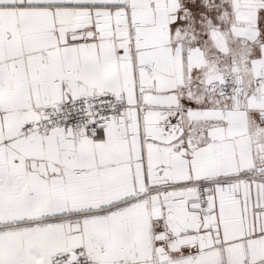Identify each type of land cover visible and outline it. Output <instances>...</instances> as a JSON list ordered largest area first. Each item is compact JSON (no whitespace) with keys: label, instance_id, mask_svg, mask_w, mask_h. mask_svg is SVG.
Returning <instances> with one entry per match:
<instances>
[{"label":"snow or ice","instance_id":"snow-or-ice-1","mask_svg":"<svg viewBox=\"0 0 264 264\" xmlns=\"http://www.w3.org/2000/svg\"><path fill=\"white\" fill-rule=\"evenodd\" d=\"M0 264H264V0H0Z\"/></svg>","mask_w":264,"mask_h":264}]
</instances>
